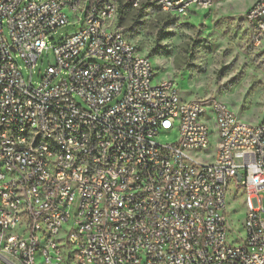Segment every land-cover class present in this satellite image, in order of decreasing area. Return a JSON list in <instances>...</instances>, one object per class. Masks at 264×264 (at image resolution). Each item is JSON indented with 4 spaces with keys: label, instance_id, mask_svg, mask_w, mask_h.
I'll list each match as a JSON object with an SVG mask.
<instances>
[{
    "label": "built area",
    "instance_id": "2783aa9c",
    "mask_svg": "<svg viewBox=\"0 0 264 264\" xmlns=\"http://www.w3.org/2000/svg\"><path fill=\"white\" fill-rule=\"evenodd\" d=\"M213 1L0 0V264H264V120L183 101L120 22ZM245 20L264 37V0ZM232 189L244 197L237 239Z\"/></svg>",
    "mask_w": 264,
    "mask_h": 264
},
{
    "label": "rangeland",
    "instance_id": "374dc122",
    "mask_svg": "<svg viewBox=\"0 0 264 264\" xmlns=\"http://www.w3.org/2000/svg\"><path fill=\"white\" fill-rule=\"evenodd\" d=\"M254 2L214 0L210 7L194 9L182 17L156 8L128 10L121 26L136 50L150 59L157 82L175 84L183 101L223 104L242 122L255 124L264 120V37L257 38L245 20ZM78 30L79 26L61 28L47 42L51 46ZM53 63L52 51L44 52L32 76L34 86ZM17 64L28 81L29 71L21 60L17 59ZM174 136L164 135L159 141L173 140ZM211 140L215 144V132ZM235 194L236 189H232L227 197V213L237 239L244 237L239 233L245 208L244 197Z\"/></svg>",
    "mask_w": 264,
    "mask_h": 264
},
{
    "label": "water",
    "instance_id": "95a60500",
    "mask_svg": "<svg viewBox=\"0 0 264 264\" xmlns=\"http://www.w3.org/2000/svg\"><path fill=\"white\" fill-rule=\"evenodd\" d=\"M237 177H238V179H240V175L239 174L237 175Z\"/></svg>",
    "mask_w": 264,
    "mask_h": 264
},
{
    "label": "trees",
    "instance_id": "16d2710c",
    "mask_svg": "<svg viewBox=\"0 0 264 264\" xmlns=\"http://www.w3.org/2000/svg\"><path fill=\"white\" fill-rule=\"evenodd\" d=\"M140 11H144V10H140ZM122 21V19L120 20V22Z\"/></svg>",
    "mask_w": 264,
    "mask_h": 264
},
{
    "label": "crops",
    "instance_id": "0c3cea01",
    "mask_svg": "<svg viewBox=\"0 0 264 264\" xmlns=\"http://www.w3.org/2000/svg\"><path fill=\"white\" fill-rule=\"evenodd\" d=\"M253 4H254V3H253ZM253 4H252V5H253ZM252 5H251V6H252Z\"/></svg>",
    "mask_w": 264,
    "mask_h": 264
}]
</instances>
